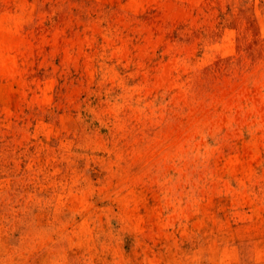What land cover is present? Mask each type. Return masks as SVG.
<instances>
[{
  "label": "rangeland",
  "instance_id": "1",
  "mask_svg": "<svg viewBox=\"0 0 264 264\" xmlns=\"http://www.w3.org/2000/svg\"><path fill=\"white\" fill-rule=\"evenodd\" d=\"M0 264H264V0H0Z\"/></svg>",
  "mask_w": 264,
  "mask_h": 264
}]
</instances>
